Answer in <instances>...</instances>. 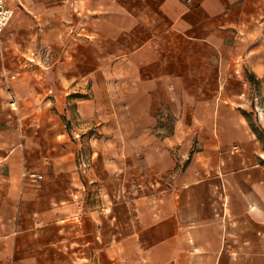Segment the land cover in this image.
<instances>
[{"label":"rangeland","instance_id":"1","mask_svg":"<svg viewBox=\"0 0 264 264\" xmlns=\"http://www.w3.org/2000/svg\"><path fill=\"white\" fill-rule=\"evenodd\" d=\"M110 1L23 0L0 45L15 14L22 34L34 12V141L75 143L82 184L102 192L104 204L118 194L126 233L127 194L136 199L137 230L146 196L171 190L177 175L206 173L220 143L238 150L239 136H251L264 149V5L248 7L244 21L234 15L230 27L184 15L153 37L173 25L174 6L159 22L150 0H133L128 24L126 1ZM10 88L25 97L26 86ZM140 247L130 264H144ZM119 253L128 264L122 246Z\"/></svg>","mask_w":264,"mask_h":264},{"label":"crops","instance_id":"2","mask_svg":"<svg viewBox=\"0 0 264 264\" xmlns=\"http://www.w3.org/2000/svg\"><path fill=\"white\" fill-rule=\"evenodd\" d=\"M125 1L128 7L121 19L130 24L135 19L129 8L133 0ZM150 1L158 8L156 21L167 20L168 4L178 14L172 26H158L153 37L165 36L184 15L202 14L219 22L215 26L230 27L234 15L244 21L248 7L264 5V0ZM8 3L16 5L13 9L24 5L23 0ZM16 17L0 45V264H119L120 246L130 264L136 245L141 246L144 264H264L260 141L239 136L238 150L222 142L206 173L177 175L171 190L157 198L147 195L137 230L136 199L127 194L121 205L130 231L123 232L118 194L112 192L110 204H104L102 192L82 184L75 157L78 146L34 141V12L27 18L28 33H19ZM109 18L117 33L119 15L111 12ZM22 85L27 88L23 98L10 88L18 93ZM26 171L41 173L43 180L28 181Z\"/></svg>","mask_w":264,"mask_h":264},{"label":"built area","instance_id":"3","mask_svg":"<svg viewBox=\"0 0 264 264\" xmlns=\"http://www.w3.org/2000/svg\"><path fill=\"white\" fill-rule=\"evenodd\" d=\"M12 13L13 8L9 5L8 0H0V32L9 21ZM11 77H14V75ZM14 103V100H12L11 104ZM23 176L30 182H37L43 178L42 174L36 171H26Z\"/></svg>","mask_w":264,"mask_h":264},{"label":"trees","instance_id":"4","mask_svg":"<svg viewBox=\"0 0 264 264\" xmlns=\"http://www.w3.org/2000/svg\"><path fill=\"white\" fill-rule=\"evenodd\" d=\"M251 77V76H250ZM251 79V78H250Z\"/></svg>","mask_w":264,"mask_h":264}]
</instances>
